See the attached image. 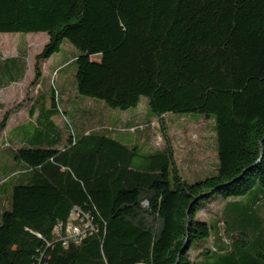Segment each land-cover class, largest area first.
Listing matches in <instances>:
<instances>
[{
    "label": "trees",
    "instance_id": "16d2710c",
    "mask_svg": "<svg viewBox=\"0 0 264 264\" xmlns=\"http://www.w3.org/2000/svg\"><path fill=\"white\" fill-rule=\"evenodd\" d=\"M0 33L47 34L33 85L68 42L78 95L121 111L146 97L161 124L212 120L218 161L189 184L169 142L142 154L72 127L61 149L12 150L23 168L0 205V264H264V0H0ZM212 198L219 218L197 220ZM75 207L94 231L65 248L54 230Z\"/></svg>",
    "mask_w": 264,
    "mask_h": 264
},
{
    "label": "rangeland",
    "instance_id": "374dc122",
    "mask_svg": "<svg viewBox=\"0 0 264 264\" xmlns=\"http://www.w3.org/2000/svg\"><path fill=\"white\" fill-rule=\"evenodd\" d=\"M45 39H48L46 33H0V66L7 65L9 68L8 73L3 72L0 75V83L9 79L21 80V85H14L15 91L9 90L10 92L7 94L0 92V99H4L6 104L0 121L11 115V123H9L7 132L4 133V136L10 139L11 147L2 146L3 150L0 154V205L3 207L8 206L10 202L12 187L21 182L18 176L10 174L15 170V167H11V151L16 147L14 140L20 139L19 143H22L23 146L19 148H28L29 145L33 144L34 139L32 127L24 119V113H27L30 107H23L22 113L16 115L14 112L23 102L15 99L24 91V95H26L24 101H26L27 93L31 90L30 87L34 84L36 77L34 54L40 52L42 49L41 42ZM78 54L79 52L71 44L64 42L60 52L50 57L48 69L45 71L40 68V76L37 82L40 84L38 88H40L44 98L35 107L48 117L44 110V103H48V99L52 97V86H54L58 93L57 106L62 110L58 112V108L52 106L53 123L56 130L61 131L63 136L69 127H72L76 134L100 129L106 130L108 135L113 136L118 141L127 145L138 146L142 154L152 153L157 147L169 142L173 150L175 167L187 183L193 184L215 174L214 170L218 161L212 120L205 119L200 114H167L162 118L163 124L160 120L150 122L146 140L145 136L142 135V139L139 138V133L147 129L143 123H138L133 132L131 130L127 133L130 128L124 127V123H120V115H129L139 108L149 109L148 99L141 97L136 109L130 108L121 111L109 108L102 101L78 95L75 80L76 64L73 60ZM92 60L99 61L100 58L95 56ZM4 61H7L6 64H3ZM59 62L68 63L63 67L64 69L57 70ZM55 70H57V75L54 74ZM33 88L37 89L35 86ZM76 97L90 101V103L98 101L110 112L106 113L100 108L89 109L82 102L77 101ZM128 125L130 124L126 126ZM172 168L173 165L171 164L170 171ZM15 171L19 172V169L16 168ZM170 179H172V174ZM223 202L224 200L221 198H212L201 202L196 219L211 224L212 219L219 218Z\"/></svg>",
    "mask_w": 264,
    "mask_h": 264
},
{
    "label": "crops",
    "instance_id": "0c3cea01",
    "mask_svg": "<svg viewBox=\"0 0 264 264\" xmlns=\"http://www.w3.org/2000/svg\"><path fill=\"white\" fill-rule=\"evenodd\" d=\"M47 42V39H45L43 42H41V48L43 45ZM39 52H36L38 54ZM34 54V56L36 55ZM1 62V61H0ZM7 61H4L3 64H6ZM48 63L49 60L43 62L41 64V68L44 69L45 71L48 69ZM68 62H59L57 67L62 68L65 67V65ZM4 67L0 66V75L3 72L8 73V67L7 65H3ZM61 69V70H62ZM14 85H21V80L17 81H11L7 80L5 82L0 83V92H5L6 94L9 93L10 91L12 92L13 90L15 91ZM36 87L37 89L33 88ZM39 82H36L35 85L31 86V90L28 91L27 93V98L26 101H24V91L20 93L15 100L19 99L22 100L23 104H20L18 109L14 112L16 115L22 113L23 107L29 106L30 109L27 111V113H24V119L32 127V134L34 136L33 139V144L29 145L28 148H46L49 146V148L52 149H61L65 146L67 143L68 137L66 132L64 133V136L62 135L61 131L56 130V127L53 123V116H52V100L51 98L48 99V103H44V110L48 114H42L41 111L36 109V104H39V101H41L44 98L43 93L41 92ZM34 89V90H33ZM10 90V91H9ZM77 101H80L88 107L89 109H102L106 113L110 112L106 107H104L101 103L98 101H95L94 103H90V101H86L84 99H81L80 97H76ZM4 99H0V120H1V115L5 111L6 104L3 101ZM14 100V101H15ZM18 104V105H19ZM138 107V106H137ZM135 107V109L137 108ZM120 123H124V127H135L138 125V123H149L154 120H149V110L148 108H139L135 110L133 113H130L129 115L122 116L120 115ZM9 123H11V115L8 116L7 120L5 121L4 128L0 131V145L4 147H11V141L9 138L4 136V133L7 132ZM127 124H131L132 126H126ZM149 128L144 130L143 132L139 133V138L142 136H145V140L148 138L147 136V131ZM128 133V132H127ZM8 134V133H7ZM146 134V135H145ZM20 139H15V149H19V147L23 146L22 143H19ZM36 146V147H35ZM3 150V149H2ZM12 164L11 167H18V168H23V165L20 162L13 161L11 160Z\"/></svg>",
    "mask_w": 264,
    "mask_h": 264
},
{
    "label": "built area",
    "instance_id": "2783aa9c",
    "mask_svg": "<svg viewBox=\"0 0 264 264\" xmlns=\"http://www.w3.org/2000/svg\"><path fill=\"white\" fill-rule=\"evenodd\" d=\"M93 231L94 227L89 214L77 207L71 210L68 222L64 226L59 224L54 230L65 248L79 243Z\"/></svg>",
    "mask_w": 264,
    "mask_h": 264
}]
</instances>
